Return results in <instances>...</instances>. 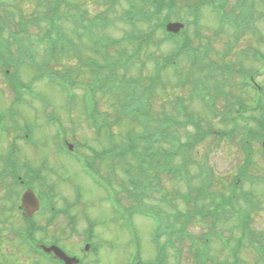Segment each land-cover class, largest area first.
Instances as JSON below:
<instances>
[{
    "label": "rangeland",
    "instance_id": "374dc122",
    "mask_svg": "<svg viewBox=\"0 0 264 264\" xmlns=\"http://www.w3.org/2000/svg\"><path fill=\"white\" fill-rule=\"evenodd\" d=\"M68 1H70L71 14L79 12L74 8V5H78L81 10L87 12L89 18L96 17L111 8V3L106 6L109 0ZM203 1L205 2V0H176L171 22L188 24L192 21L191 6ZM247 3L254 12L250 23L251 26H255L256 31H252L251 28L236 31L228 24L221 26L217 18V14L219 16L220 14L211 5L200 4L201 33L198 37H193L195 28L189 26L191 33L189 35L192 36L193 46L199 48L200 55L206 52V57L201 62L203 71L193 70L191 63L189 65L187 61H182L181 68L190 74L187 86L178 88L173 73L163 72L155 95L150 99L152 116L155 115L156 119L162 118L164 113L177 116L176 100L184 98L188 107L187 115L201 119L204 130L232 132V135L229 133L227 137L215 138L211 135L204 137L206 133L203 131H200L201 134H196L192 125L179 127L180 130L178 128L179 142L186 144L191 141L190 144L195 145L192 157L196 160L188 165L191 182L185 184L179 178H172L166 174L159 175L160 192L153 194L147 190V196L142 199L145 207H156L166 211L168 215H173L176 210L184 214L180 221L174 222L172 217L166 219L174 228L181 227L186 232L183 236H174L171 245L165 246L164 264H264V148L259 141H249L251 150L246 146L248 143L243 144L245 140L247 141L245 127L256 129L254 122L264 116V111L256 109L258 98L256 93L251 87L246 86L249 84L246 76L251 73L256 76L257 83L264 88V66H262L264 64L262 58L264 57V0H228L225 12L238 16L242 9L247 8ZM123 8H127V5L116 6L110 17H117ZM47 11V8L39 9V0H0V23L8 24L11 31L5 32L6 41L15 34H19L26 43L31 40L38 64L42 63L48 45L39 42L45 37L47 24L42 22L39 25L36 20L41 13L45 15ZM21 23L25 24L23 28ZM60 25L67 37L74 38L79 44L78 47L73 48V52L56 58V61L48 66L56 74L57 71L74 73L75 76H79L77 88L87 89L89 79L92 78V70L87 69L85 64L90 59L100 63L104 61L90 50L88 44L82 43L77 35H73V31L77 28L76 22L64 18ZM146 28L144 25L138 26L140 31ZM129 32L131 28L118 21L116 26L107 29L104 35L119 40ZM175 44L165 43L161 48H154L151 51L166 62V57L176 50ZM125 45L120 44L119 48L111 50L110 53L114 57L117 56L116 51ZM142 59L145 63L144 68L139 65L131 66L127 71V78H137L141 73L146 77L156 74L155 61H149L146 54ZM224 67L231 68L230 75L223 70ZM36 70V67L24 65L19 72L20 81L30 86V90H19L22 94L21 101H18L19 92L14 89L15 85L12 87L10 80L0 72V110L3 111L4 126H7L11 135L15 134L18 138L25 137V124L34 129L38 147L30 148L21 144L17 153L19 165L25 162L36 168L39 167L42 173L40 175L46 177L44 181L47 180L55 187L53 207L64 209L68 206H76L74 216L76 224L79 223L76 228L81 235L76 234V237H73L75 249L72 251L82 248V235L92 224V241L99 252L91 258L90 264H98L96 262L98 259L99 264H130L137 261L145 264L154 261L158 255L154 240L158 225L153 218H145L141 214L135 215L136 203H133L125 190V188L129 190L130 186L127 184L132 183V179H129L124 169L128 168L130 162L137 168V162L132 160L130 155L117 157V163L107 160L109 155L107 158L99 157V160H94L91 157L92 152L105 154L108 148V136L105 135L107 131H104L99 139L96 130L90 127L85 114L87 108L91 109L94 105L96 98H92L88 92L84 93L81 89L74 91L68 83H66L68 89L65 90L49 79L34 80ZM208 71L212 73L209 78H207ZM198 81L203 83V88L207 90L209 97H215L218 91L216 88L221 89L223 96L213 100L216 114L207 111L203 100L192 96L191 91ZM73 99L75 103L70 106L68 103ZM261 101L264 106V94ZM117 103L118 101L110 96H100L99 107L96 109L110 112L107 119L110 124L115 125L112 130V133H115L114 140L122 146L125 142V133L136 127L124 121L123 116H115L118 110ZM241 104L245 105L246 110L238 113ZM119 120L121 122L116 125ZM180 121H185V118L180 116ZM158 124L159 122L155 120L154 125L158 127ZM141 132L142 129L139 130V133ZM59 136L64 137V143L68 142L74 146L75 156L60 152L57 142ZM4 144L6 146V143ZM77 156L81 157V160ZM85 159H91L95 163L102 177L113 180L114 187L118 190L115 196L108 189L97 185L85 171L87 165ZM249 160L251 165L246 167L245 171L242 167ZM181 161L182 158L175 159L174 165L179 166ZM200 166L210 174L199 176ZM135 168L132 175H136ZM5 188L4 183L0 184V198L4 195ZM77 192L80 200L75 202ZM200 192L205 193V196L199 197ZM163 196H166L168 203L164 201ZM119 197L120 204L115 200ZM244 197H248L249 202L245 201L247 198ZM3 207L0 204L2 211ZM2 219H0V264H23V262L27 264L25 248L20 246V242H15L16 239L11 233L10 219L8 217ZM87 219L90 221H86ZM126 220H130V226L125 225ZM38 221L39 226L43 227L39 237L44 240L51 239L50 241L53 240L52 237L57 230L62 228L59 224L64 222L60 220L56 225L41 218H38ZM67 237L64 236L66 242ZM159 242L166 245L167 238L162 237ZM199 251L206 256L204 257Z\"/></svg>",
    "mask_w": 264,
    "mask_h": 264
},
{
    "label": "flooded vegetation",
    "instance_id": "af4514ba",
    "mask_svg": "<svg viewBox=\"0 0 264 264\" xmlns=\"http://www.w3.org/2000/svg\"><path fill=\"white\" fill-rule=\"evenodd\" d=\"M25 131V137L28 138L29 135L26 127ZM25 140V138H18L15 134L12 136L11 132L7 131V126L0 129V184L4 183L6 186L3 190L4 195L0 198L1 207L4 206L3 211L5 213H3L1 208L0 212L2 215L0 213V219H5L6 217L10 219L11 233H13L16 239L15 242H20V246L25 248L27 256L25 263L75 264V260H78L76 264H90L91 258L95 257V254L99 251L91 254L90 250L87 251L83 247H80L77 251L75 250L76 252L72 251L75 249L73 237H76L73 220L64 221L59 224L62 228L57 230L53 235L52 241H50L51 239L44 240L39 237V234L43 231V227L39 226L38 218L56 225L60 220L59 218H53L51 209H45L44 211L41 210V207L39 209V200L40 202L42 201L39 190H45V188L39 187V167H35V174L32 175L28 170L29 163L24 162L22 165H19L17 153L20 150L21 144L28 146ZM4 143H6V146H4ZM36 147H38V143ZM6 148H8L7 152ZM64 236H68L67 242ZM89 238V234L84 233L82 235V240L86 239L87 241ZM43 245L46 247H59L67 256L73 259L68 262L57 259L55 253L48 254L41 249L40 246ZM18 250L21 251L19 248ZM16 260L18 261L17 258ZM96 262L99 264V259Z\"/></svg>",
    "mask_w": 264,
    "mask_h": 264
},
{
    "label": "trees",
    "instance_id": "16d2710c",
    "mask_svg": "<svg viewBox=\"0 0 264 264\" xmlns=\"http://www.w3.org/2000/svg\"><path fill=\"white\" fill-rule=\"evenodd\" d=\"M130 3V9L125 10L124 13H122V17L124 18V20L126 22H130L132 24H134L137 21H142V24H145L144 22L148 23L150 25L149 28H151L150 30H148L147 32L145 31V34L142 35V39L141 42L143 40V42L147 43V44H152V42H154V35H156V37H158L163 29H164V24L165 22L169 19V15L167 16H163L161 9L163 8H170L173 9L175 7V3L174 0H146L144 1L143 4H141L140 6L136 5L132 0H128ZM69 3V1L67 0H40L39 1V6L41 8V10H45L46 8L48 9L47 13L44 16H40V19H44L47 20L49 23V30L47 31V41L51 42V38L53 36L54 33L58 34L59 33V22L61 20H63L65 17H68L70 11L68 10V6H67V10L65 11L63 7L64 5H67ZM150 3H154V4H150ZM152 6L154 7V9H150L148 8V6ZM76 8V7H75ZM69 12V13H68ZM106 16V15H105ZM88 18V16H87ZM100 21H104L102 20L101 16H96L94 18H88V20H85L86 23H84V17H82V23H80L81 27L85 30V32L82 34V36H88L92 30L94 29L95 25L99 24ZM153 29V30H152ZM80 35V37H82ZM168 39L173 38V35H168L167 36ZM159 39V38H158ZM161 40V39H160ZM146 46L143 45V51L144 48ZM52 49V47H51ZM127 49V48H126ZM141 49V48H140ZM141 50H139L137 53H133L135 54L134 59L137 60L138 57L140 56L141 52H143ZM53 51V49H52ZM195 51V50H194ZM185 54H190V50H188L187 48H185V46L181 47L179 45H177V49L173 52V56L169 58L170 63L173 62V65H175L176 63V58H180L182 56L185 57ZM133 59V60H134ZM165 67V66H164ZM175 72H179L178 69H175ZM72 73V72H71ZM67 75V74H66ZM72 76V74H70ZM132 78H126V76L122 77L121 81H128L129 83V87L127 88V95L129 98H132V96H135L136 94L140 93V94H144L146 95L147 93H152V89L156 86L157 80L156 78H153V76H148V77H142L139 76V78L135 79V80H130ZM151 95V94H150ZM116 99L118 101L117 105L122 106L121 101H124V97L121 99V96H117V98H113ZM92 116V115H91ZM264 117V116H263ZM174 118V117H171ZM94 119V117L92 118ZM168 122H172L174 125H176V122H180L178 121L177 118H174L173 121H170L169 119H167ZM129 122L131 124H135V120H129ZM165 124V126H161L159 128H157V130L155 131V135L147 133L142 135L141 137H137V139L141 138L143 140V142L145 143V146L140 147V152L137 154V150H136V143L133 144V149L134 151H132L134 153V157L135 159L138 161L139 163V169H140V173L145 176V181L143 180V182H139L140 184H143L145 186H147L146 181L148 180V182L153 181L154 183H156L157 181V176L154 177L157 174H170L171 171L169 170V168L167 167V162L165 163V161H167V154H171L172 159L174 158V154L175 153H180V152H185L184 156V160L183 161H189L191 160V163L193 162V160H196L194 157H192V153L194 152L193 148H195V146L191 147L190 142L188 141L186 144H177V141H172L171 138H175L173 136H175L174 134L177 131L171 130L173 128L177 129L175 126H173V124ZM199 124H198V128H199ZM171 130L173 132H169L168 130ZM197 129V128H196ZM203 129V128H201ZM130 130H134L133 128ZM201 131V130H200ZM198 131L196 134H199ZM204 131V130H203ZM177 138L179 139L178 134ZM129 137H131V135H129ZM206 137V136H204ZM140 145V144H139ZM164 145H169L170 147H174L173 151L171 150H167ZM197 149V148H196ZM177 151V152H176ZM115 155V154H113ZM123 155L125 156V153H123ZM162 161H158L160 157H162ZM193 159V160H192ZM163 163H165V166L163 165ZM171 163H173V160H171ZM251 165L250 160L248 161V163L245 164L243 168V170L246 171V167H249ZM148 168V169H146ZM149 170V172H148ZM146 173V174H145ZM159 183V180H158Z\"/></svg>",
    "mask_w": 264,
    "mask_h": 264
},
{
    "label": "water",
    "instance_id": "95a60500",
    "mask_svg": "<svg viewBox=\"0 0 264 264\" xmlns=\"http://www.w3.org/2000/svg\"><path fill=\"white\" fill-rule=\"evenodd\" d=\"M182 26L179 24H170L168 29L172 32H178Z\"/></svg>",
    "mask_w": 264,
    "mask_h": 264
},
{
    "label": "bare ground",
    "instance_id": "6f19581e",
    "mask_svg": "<svg viewBox=\"0 0 264 264\" xmlns=\"http://www.w3.org/2000/svg\"><path fill=\"white\" fill-rule=\"evenodd\" d=\"M89 191V190H88ZM90 192V191H89Z\"/></svg>",
    "mask_w": 264,
    "mask_h": 264
}]
</instances>
